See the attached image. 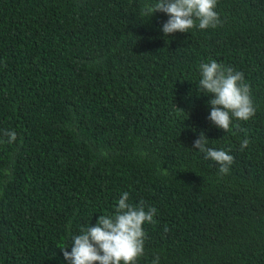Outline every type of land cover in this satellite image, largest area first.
I'll return each instance as SVG.
<instances>
[{
	"label": "trees",
	"instance_id": "16d2710c",
	"mask_svg": "<svg viewBox=\"0 0 264 264\" xmlns=\"http://www.w3.org/2000/svg\"><path fill=\"white\" fill-rule=\"evenodd\" d=\"M155 2L0 0V136L17 135L0 144V264H69L59 247L124 192L157 209L138 264H264V0H217L219 26L167 37V14L140 17ZM212 59L256 106L230 132L198 90Z\"/></svg>",
	"mask_w": 264,
	"mask_h": 264
},
{
	"label": "clouds",
	"instance_id": "9594fccd",
	"mask_svg": "<svg viewBox=\"0 0 264 264\" xmlns=\"http://www.w3.org/2000/svg\"><path fill=\"white\" fill-rule=\"evenodd\" d=\"M217 0H156L144 4L140 17L150 19L157 11L168 15L162 25L167 37L176 32H190L193 28L205 30L221 24L216 11ZM198 21V24H197ZM200 80L198 90L201 94H212L208 101L211 106L208 119L218 128L232 131L233 120L249 121L256 114V106L251 96V88L245 82L244 74L231 66H225L212 59L199 65ZM241 141V151L248 147L250 140ZM7 137V139H3ZM15 131L4 130L0 144H12L16 141ZM209 139L201 132L194 141L193 148L205 154L219 166L220 174L226 175L234 164L235 158L228 151L208 146ZM155 207H145L143 201L138 204L129 202V193L124 192L110 215L101 214L95 226L91 224L79 234L71 236V251L66 245L59 247L69 264H138L145 255L147 233L145 224H155ZM152 264H160L157 255Z\"/></svg>",
	"mask_w": 264,
	"mask_h": 264
}]
</instances>
